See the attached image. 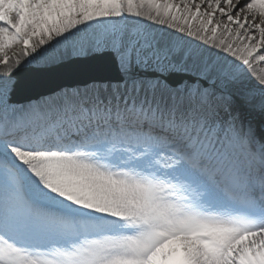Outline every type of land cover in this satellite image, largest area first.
Returning <instances> with one entry per match:
<instances>
[{"label": "snow or ice", "instance_id": "6c2138e0", "mask_svg": "<svg viewBox=\"0 0 264 264\" xmlns=\"http://www.w3.org/2000/svg\"><path fill=\"white\" fill-rule=\"evenodd\" d=\"M0 264H264V0H0Z\"/></svg>", "mask_w": 264, "mask_h": 264}, {"label": "bare ground", "instance_id": "6f19581e", "mask_svg": "<svg viewBox=\"0 0 264 264\" xmlns=\"http://www.w3.org/2000/svg\"><path fill=\"white\" fill-rule=\"evenodd\" d=\"M0 70H2V68Z\"/></svg>", "mask_w": 264, "mask_h": 264}]
</instances>
